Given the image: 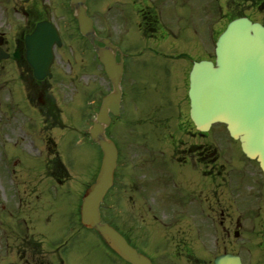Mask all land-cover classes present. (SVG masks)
<instances>
[{
	"label": "flooded vegetation",
	"instance_id": "flooded-vegetation-1",
	"mask_svg": "<svg viewBox=\"0 0 264 264\" xmlns=\"http://www.w3.org/2000/svg\"><path fill=\"white\" fill-rule=\"evenodd\" d=\"M86 5L97 34L116 46L117 61L123 59L124 64L120 114L110 113L106 130L121 151L110 194L112 204L105 217L156 263L213 264L218 256L231 253L240 257L243 264H264V173L257 161L248 159L242 151L237 157L221 156L207 140L208 133L197 130L190 116L189 98L193 63L214 60V42L231 20L248 17L264 25V0H205L204 18L199 20L206 23L211 18L219 19V31L213 34L211 29L210 39L205 36L194 41L195 50L204 55L200 59L197 52L196 56L192 54L191 46L180 44L183 33L198 32L196 0H87ZM185 20L192 23L182 26ZM42 23L57 28L62 46L54 48L52 74L38 77L27 58V37ZM204 30L209 27L205 25ZM85 44L89 43L80 33L70 0H0L1 130L5 132L7 128L14 140L20 131L7 112L14 109L29 115V142L40 146L48 176L61 183L69 174L61 162L59 143H74L72 132L84 141L85 112L86 116L91 113L87 101L91 99L93 109L98 110L102 102L99 85L78 87L79 75L63 73L62 62L68 51L76 59L77 51ZM98 45L104 46L101 42ZM65 48L67 52L59 54ZM147 54L160 68L144 76V69L132 68L131 64L138 65ZM164 81L168 92L162 85ZM68 112L82 127L70 128L65 120ZM164 143H171L175 153L168 164L194 185L190 196L174 197L176 203L170 209L184 213L204 210L206 224L199 226L198 235L191 223L170 234L150 217L153 207L147 203L148 193L137 188L141 177L157 174L158 163L151 157L156 150H163ZM139 145L141 157L136 159L133 149ZM70 150L63 149L66 154ZM28 168L36 174V165ZM5 176L18 179L22 174L9 171ZM4 193L10 202L9 219L13 223L0 228V264H68L65 241L45 248L33 236L32 230L37 226L31 215L37 219L40 215L31 210L22 217L16 212L31 192L24 197L16 189ZM70 203L73 211L69 212V219L74 223V215L78 222L79 208H75L73 200Z\"/></svg>",
	"mask_w": 264,
	"mask_h": 264
},
{
	"label": "rangeland",
	"instance_id": "rangeland-1",
	"mask_svg": "<svg viewBox=\"0 0 264 264\" xmlns=\"http://www.w3.org/2000/svg\"><path fill=\"white\" fill-rule=\"evenodd\" d=\"M196 5L199 8L197 15H195V26L198 32L195 33L190 31L183 33L180 36V44L187 47L191 46L192 54L196 56L197 52V59H200L204 55H200L199 52L195 50L193 43L194 41L198 42V40L201 39L200 37L204 38L206 36L209 38L211 29H213V34L217 33L219 31V19L211 18L207 20L206 23L200 21V18H204V11H202V8L205 5V0H196ZM191 23V20H185L182 22V26L187 27ZM205 25L209 27V30H204ZM65 52H67L66 49L61 52V54ZM151 59V54H147L140 59L141 62L138 65L131 64V66L132 68L144 69V76L151 75L160 68V65L156 62H151ZM65 63L68 65V67H66V65L63 67V73L65 75L69 74L70 67L73 66L76 68V74L81 77V79L78 80V87L87 88L89 82H94L97 86L101 85L100 87L104 90L109 89V82L103 68L98 65L95 52L89 45H83L82 50L77 51L76 59L73 58L72 52L68 51L67 56L65 55ZM163 64L166 65L165 63ZM166 83L167 82L164 81L162 85L165 92H168ZM68 86L70 87L71 84ZM69 108L72 110L74 107L71 105ZM127 110H131V105ZM96 112L97 110H93L92 118L95 117ZM7 115L13 118V123L20 133L13 140L7 134L8 129L5 128V132H2L0 125V228L2 226L4 228H6L5 226L9 227L8 225L11 226V223H13V221L9 219L10 202L6 199L4 192L16 189L19 190V194L22 197L28 196L29 192H31L28 197H25V211L16 208V212L19 213L18 215H22V217L24 214L28 215L26 212H30L31 210L36 215H40L38 219L34 215H31L34 226H38L35 227L33 231L41 235L43 241L47 244L50 245L59 241L69 240L68 251L65 255L68 264H122L108 257L103 250L102 242L94 231H78L74 238H66L69 234L67 230V224L69 223L68 213L72 208L70 200L78 202V193L81 195L85 191V187L94 181L101 160L99 146L97 144L88 145L87 143H91V141L87 139L83 141L82 138L76 136V132L71 133L70 138L73 139L74 143L79 144L76 149L77 151L72 154L69 152L65 157L66 164L72 172L71 174H76V177L75 179L72 177L63 186H60L55 183L53 179L48 177L49 174L44 172L43 168L40 170V168L36 166L37 175L28 168V166L38 163V161L34 160L36 156H38V151H31L32 145L29 142V132L31 131L29 123L31 117L14 109L13 111H8ZM86 115L87 112H85V117ZM92 118H90V120H92ZM65 120L71 129L82 127V125L79 126V121L73 118L69 112L66 114ZM4 125L9 127L6 123H4ZM84 127H86V124ZM170 138L174 139V137L171 136ZM207 140L217 146L219 153L223 157H237V153H240L239 147L234 145V143L237 142L231 138L225 126L221 124H216L211 128L208 132ZM62 144L63 143H61V145ZM70 147L71 144H64V148L70 150ZM229 150L233 151L232 154L228 153ZM135 153L136 159L141 157L136 149ZM14 154L16 156L15 158H13ZM61 154H64V151H62ZM169 154H171V152L166 148L162 151H155L151 159L154 158L158 163L159 168L157 169V174H149V178L147 179L141 177L138 181L137 188L140 192L146 191L148 193L147 203L153 207V212L150 214V217L155 219L164 229L168 230L170 234H176V229L178 227L188 223L194 226L197 233L199 226L206 224L205 216L207 213L204 210L195 211V213L187 210L188 213H184L183 210L174 212L170 209V207L176 203L174 197L190 196L194 185L190 180L183 179L176 168L168 164V159L170 158ZM61 156L63 157V155ZM9 170L21 172L26 182H30L29 186H27L26 189L23 187L24 184L21 177L16 182L12 180L9 182L5 176ZM160 170L161 173L158 175ZM43 172L44 174H42ZM34 188L37 190L36 192H34ZM190 201L191 199L188 200V203ZM197 201H199V198H197ZM43 245L46 248L45 243H43ZM20 264H24V262Z\"/></svg>",
	"mask_w": 264,
	"mask_h": 264
},
{
	"label": "water",
	"instance_id": "water-1",
	"mask_svg": "<svg viewBox=\"0 0 264 264\" xmlns=\"http://www.w3.org/2000/svg\"><path fill=\"white\" fill-rule=\"evenodd\" d=\"M86 0H72L80 30L96 46L100 39L87 16ZM39 28L28 39V59L39 76L49 73L53 46L60 39L56 30L43 34ZM43 38H47L43 40ZM105 48L96 46L100 61L114 85L106 96L101 111L90 129L93 141L102 147L104 158L96 182L86 191L82 205V223L96 229L118 255L131 264H152L137 252L112 226L101 222L100 204L111 188L117 162V148L105 136L110 123L109 110L117 113L121 98L122 66L115 60L108 40ZM191 116L197 128L208 131L215 123L227 125L230 135L242 143L245 154L256 158L264 170V26L248 18L229 23L216 46V63L196 62L191 72ZM216 264H241L225 256Z\"/></svg>",
	"mask_w": 264,
	"mask_h": 264
}]
</instances>
